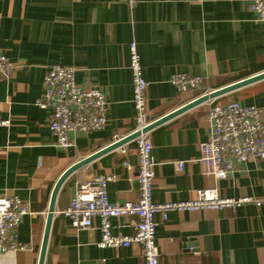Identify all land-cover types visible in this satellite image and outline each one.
<instances>
[{"label": "crops", "instance_id": "1", "mask_svg": "<svg viewBox=\"0 0 264 264\" xmlns=\"http://www.w3.org/2000/svg\"><path fill=\"white\" fill-rule=\"evenodd\" d=\"M252 0H0V54L17 65L0 80V198L19 197L28 207L19 238L31 250L8 252L0 264H38L53 189L76 163L135 129L129 43L137 42L149 83L147 111L157 121L213 91L264 73V23ZM76 69V83L104 91L108 122L96 132L72 135L69 149L56 146L50 113L37 105L50 65ZM176 73L203 78L200 90L179 93ZM256 106L264 120V79L204 102L150 131L158 163L171 155L186 161L155 169L154 203L190 201L204 189L222 197H253L262 205L156 216L160 264H264V160H252L217 182L197 160L210 136L209 103ZM124 150V151H123ZM129 163V167L126 166ZM138 155L128 142L72 174L59 193L45 264H145L143 247L102 249L97 218L76 230L64 216L80 182L113 175L111 203L139 199ZM135 216L111 220L116 235L135 232ZM194 246L190 251L189 247Z\"/></svg>", "mask_w": 264, "mask_h": 264}, {"label": "built area", "instance_id": "2", "mask_svg": "<svg viewBox=\"0 0 264 264\" xmlns=\"http://www.w3.org/2000/svg\"><path fill=\"white\" fill-rule=\"evenodd\" d=\"M251 9L257 15V21L264 23V0H252ZM17 68L6 55L0 54V80L10 79ZM129 70L135 108V129L132 134L139 133L132 141L138 155L139 199L135 203H111L108 199V187L116 177L96 175L78 184L75 195L63 214L70 219L76 230L92 229L95 220L99 218L102 234L98 244L100 248L124 249L139 244L143 247L145 264H160L157 215L166 221L170 213L222 211L245 205L260 207L262 201L253 197H222L213 188L198 191L197 197L190 201L154 203L156 167L170 164L178 173H182L186 161L176 160L169 155L164 162L158 163L153 156L154 146L150 131L146 129L155 121L149 118L147 111L149 83L144 76L135 40L129 43ZM170 82L182 94L200 90L203 86L201 76L185 73L174 74ZM37 105L49 111V130L56 138V146L65 150L74 145L72 135L100 131L108 122L109 102L106 94L94 86L77 85L76 69L72 66L53 64L48 67ZM207 117L210 136L200 145L197 160L206 176H212L219 182L252 160H264V120L258 107L244 106L238 101L225 105L210 102ZM6 124L0 122V126ZM125 138L127 137L115 136L112 144ZM126 166L129 167V163ZM28 214V207L19 197L0 198V258L11 251L31 250V245L19 238V227ZM125 216L137 217L135 232L129 236L116 235L111 220ZM194 249V246L189 247L190 251Z\"/></svg>", "mask_w": 264, "mask_h": 264}, {"label": "water", "instance_id": "3", "mask_svg": "<svg viewBox=\"0 0 264 264\" xmlns=\"http://www.w3.org/2000/svg\"><path fill=\"white\" fill-rule=\"evenodd\" d=\"M263 79H264V73H261V74L249 77L247 79H244L242 81H239L237 83L228 85V86L223 87L221 89H218L216 91H213L209 94H206V95L192 101L191 103L185 105L181 109H178L177 111L155 121L150 127H148L146 129V131L153 130L155 127L163 124L164 122L174 118L175 116H177V115H179V114H181V113H183V112H185V111H187V110H189L195 106H198L199 104L217 99L223 95L234 92V91H236L242 87L256 83V82L261 81ZM138 136H139V133H134V134L128 136L127 138H125L124 140L117 142V143H114V144L110 145L109 147H107V148L95 153L94 155L88 157L87 159H84V160L76 163L75 165L70 167L68 170H66L63 173V175L59 178V180L57 181V183L53 189L52 196L50 199V204H49V209H48V214H47V222H46V226H45V230H44L43 240L41 243L38 264H45L47 249H48V244H49V238H50V233H51V226H52V221H53V217H54V213H55V209H56V203H57V199H58L59 193L61 191V188L63 187L66 180L72 174H74L76 171H78L82 167L86 166L87 164H89L93 160L99 158L100 156H102V155H104V154H106L112 150H115L117 148L122 147L123 145H125L128 142H132Z\"/></svg>", "mask_w": 264, "mask_h": 264}]
</instances>
